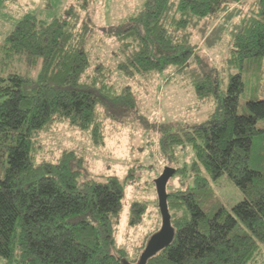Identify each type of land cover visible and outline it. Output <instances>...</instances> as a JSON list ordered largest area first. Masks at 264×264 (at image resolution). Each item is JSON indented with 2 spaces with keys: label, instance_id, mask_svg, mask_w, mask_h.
<instances>
[{
  "label": "trees",
  "instance_id": "1",
  "mask_svg": "<svg viewBox=\"0 0 264 264\" xmlns=\"http://www.w3.org/2000/svg\"><path fill=\"white\" fill-rule=\"evenodd\" d=\"M98 1L76 0L49 21L27 14L0 39V258L7 264H139L140 254L130 262L115 246L127 180H82L74 152L49 160L39 144L43 133L67 125L103 145L105 121L137 111L133 89L115 92L114 70L92 64L95 31L83 13ZM246 1L145 0L138 15L114 32L118 70L134 77L184 72L194 59L206 63L193 42L199 23L208 20L213 29ZM263 61L264 0H256L254 16L241 23L225 58V69L234 72L226 94L219 95L210 72L194 84L200 102L218 99L209 124L160 131L164 156L192 146L195 184L171 191L167 185L174 238L147 264L264 261V125H258L264 99H247L246 112L239 113L245 74L260 72ZM224 178L243 196L231 209L212 186ZM146 212V203H133L129 225L138 226Z\"/></svg>",
  "mask_w": 264,
  "mask_h": 264
},
{
  "label": "rangeland",
  "instance_id": "2",
  "mask_svg": "<svg viewBox=\"0 0 264 264\" xmlns=\"http://www.w3.org/2000/svg\"><path fill=\"white\" fill-rule=\"evenodd\" d=\"M255 1L243 2L237 10L222 16L213 29L208 20L199 23L193 33V42L198 44L197 55L206 63L194 59L184 72L168 70L134 77H126L118 70L122 60L115 56L118 43L114 32L129 17L138 15L145 0H99L83 13L84 20L95 31L89 48L92 64L101 62L114 70L111 82L115 92L122 93L126 87L133 89L137 111L120 121L106 120L103 145H96L90 132L60 125L40 136L41 155L51 160L59 159L64 151L74 152L76 158L82 161L75 166L82 180L107 176L127 180L123 211L115 232V246L116 250L127 253L130 262L143 253L141 247L146 240L148 242V236L156 234L162 227L156 183L164 169H186L171 177L168 182L170 191L195 184V177L189 172L195 158L192 146L185 144L164 156L159 147L160 131L163 127L181 131L209 124L218 99L200 102L194 84L204 73L210 72L218 81L219 95L226 94L234 72L225 69V58L241 23L254 16ZM71 4H76V0H0V18L6 21L3 28L8 33L27 14L49 21L63 14ZM207 30L210 31L206 37L203 34ZM20 71L25 73L26 66L23 65ZM247 74V89L240 99V114L246 112L247 99H264V61L260 72ZM100 111L104 113L102 108ZM258 125L263 126L264 120ZM212 186L226 209H231L243 199L239 189L225 178ZM135 202L146 203L147 212L138 226L131 227L130 211ZM0 264H7L6 259L0 258ZM258 264H264V261Z\"/></svg>",
  "mask_w": 264,
  "mask_h": 264
},
{
  "label": "water",
  "instance_id": "3",
  "mask_svg": "<svg viewBox=\"0 0 264 264\" xmlns=\"http://www.w3.org/2000/svg\"><path fill=\"white\" fill-rule=\"evenodd\" d=\"M176 173V169L166 167L162 175L157 180V192L159 196V207L162 216V227L156 234H153L141 254L139 264H147L148 260L158 252L171 244L174 238V229L171 225V215L167 203V185L171 177Z\"/></svg>",
  "mask_w": 264,
  "mask_h": 264
},
{
  "label": "crops",
  "instance_id": "4",
  "mask_svg": "<svg viewBox=\"0 0 264 264\" xmlns=\"http://www.w3.org/2000/svg\"><path fill=\"white\" fill-rule=\"evenodd\" d=\"M3 14H5V12L3 13ZM6 23V21L4 20V18H0V39L2 38V37H4L6 34H7V32L5 33V30H4V28H3V25ZM12 25V24H11ZM10 25V26H11ZM9 26V27H10ZM13 29V28H12ZM12 29H10L9 30V32L12 30ZM8 32V33H9ZM5 33V34H4Z\"/></svg>",
  "mask_w": 264,
  "mask_h": 264
}]
</instances>
